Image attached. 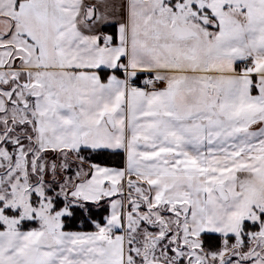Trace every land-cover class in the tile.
Listing matches in <instances>:
<instances>
[{"label": "snow or ice", "instance_id": "snow-or-ice-1", "mask_svg": "<svg viewBox=\"0 0 264 264\" xmlns=\"http://www.w3.org/2000/svg\"><path fill=\"white\" fill-rule=\"evenodd\" d=\"M0 264H264V0H0Z\"/></svg>", "mask_w": 264, "mask_h": 264}]
</instances>
